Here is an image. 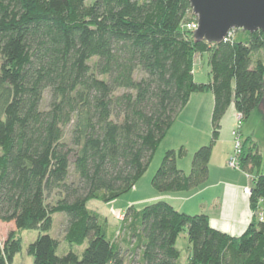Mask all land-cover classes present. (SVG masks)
<instances>
[{"label":"trees","instance_id":"trees-1","mask_svg":"<svg viewBox=\"0 0 264 264\" xmlns=\"http://www.w3.org/2000/svg\"><path fill=\"white\" fill-rule=\"evenodd\" d=\"M192 20L189 0H0V221L13 224L0 264H12L25 230L38 231L27 246L33 264H264L262 156L249 137L240 168L254 172L253 217L239 236L156 200L125 210L118 239L87 207L134 187L191 94L214 96L211 142L193 152L189 172L177 165L186 148L168 149L151 179L159 193L202 185L227 108L247 120L259 106L263 33L207 42L185 28ZM204 53L209 79L196 82ZM60 213L62 241L49 233Z\"/></svg>","mask_w":264,"mask_h":264},{"label":"crops","instance_id":"crops-1","mask_svg":"<svg viewBox=\"0 0 264 264\" xmlns=\"http://www.w3.org/2000/svg\"><path fill=\"white\" fill-rule=\"evenodd\" d=\"M207 56V53L195 55L193 75L196 82H207L209 79ZM203 63L207 65L206 78L205 81H198L195 79V74L197 72L195 66L196 64ZM213 104L214 96L210 91L191 94L187 104L178 113L172 126L167 131L163 139L171 135V131L174 129L173 127H189L190 129L197 130L198 123L203 121L206 124V127L210 122L211 127ZM227 111L228 112H226L225 116L222 117L220 123V128H224L227 132L224 136H218V140L224 143L225 146H221L219 150V157L216 161H214L212 160V157H214V145H212L209 171L206 181L196 188L182 192L157 194V191L154 192V190L150 189L152 195L148 197L150 200L148 203L154 202L156 200H165L179 211L188 214L204 213L208 215L212 227L226 232L232 236H239L245 231L253 217V211L249 204V196L245 195L243 190L246 187H252V178L254 176V172H246L241 168H232L227 165V160L233 151V142L231 137L228 136V133L230 130L231 135V129L235 127L237 114L233 104L227 108ZM256 113L254 111L249 119L253 117V114L256 115ZM249 119L243 120L240 130L241 137L242 139L249 137L250 140L256 144L257 149L262 156L260 172L264 173V129L259 135L257 127H253L254 125L249 124ZM249 125H251V127H249ZM197 140L198 141H196L194 147H192V150H196L197 147H200L204 144L200 139ZM187 144L188 143L185 141V138L180 137L178 142H176L172 148L176 149L180 146H184L186 148ZM190 154L192 156L193 153ZM182 161L183 158L178 159L177 165L181 169L185 170V167L182 165ZM138 185L139 180L132 189H137ZM258 212L262 214L264 221V202L259 203Z\"/></svg>","mask_w":264,"mask_h":264},{"label":"rangeland","instance_id":"rangeland-1","mask_svg":"<svg viewBox=\"0 0 264 264\" xmlns=\"http://www.w3.org/2000/svg\"><path fill=\"white\" fill-rule=\"evenodd\" d=\"M87 3H91L94 0H86ZM197 60V59H196ZM206 64H196L195 69H196V74H195V79L198 81H205L206 78ZM48 98V92L44 93V101ZM228 112L227 110L225 111L224 115ZM257 112V113H256ZM256 115H252L251 119H249V124L254 125L253 127H257L258 129V134L260 135L261 132L264 129V109L262 107H258L255 110ZM228 114V113H227ZM260 117V118H259ZM259 118V119H258ZM198 129L193 130L190 129L189 127L183 128V127H173L174 129L171 131V135L166 137L165 139L162 140V142L158 145L156 151L154 152V155L145 171L143 176L139 179V185L137 189H131L128 192L122 194L118 198L114 199L113 201H110L108 203H103L97 200H91L87 203V207L89 209H92L96 211L99 216H101V219L103 222L106 223L108 226L109 230H112L114 232V236L118 237V239L122 236V232L120 231L121 224L125 215V210L133 205L136 209H141L144 205H146L149 200V196L152 195L150 192V189L156 190L151 187V179L154 173L156 172L157 168L159 167L161 160L163 158L164 153L168 149H173L172 146L175 145L176 142H178V139L180 137H184L185 141H187L186 149L188 151L187 156L183 157V167H185V172H189L190 170V157L191 154L195 150H192V147H194L197 139H200L203 141V145L209 144L211 142V127H210V122L208 123V126L206 127V124L203 122L198 123ZM251 127V125H249ZM233 129V128H232ZM231 129V131H232ZM67 128L65 130L66 136L68 135ZM201 131V132H200ZM227 131L223 128H220L219 135H225ZM264 133V132H263ZM228 136L231 137L230 135V130L228 133ZM221 138V136H220ZM219 139V137H218ZM216 140L213 142L214 145V157H212V160L216 161L219 157V150L222 147L225 146L224 143H222L219 140ZM198 148V147H197ZM196 148V149H197ZM177 149V148H176ZM181 165V163H180ZM187 165V168H186ZM245 189V188H244ZM157 194H161L156 192ZM246 195V194H245ZM259 213L258 215H260ZM193 215V214H190ZM259 218V216H258ZM65 224V217L64 214H55L53 216V225L52 228L50 229L49 233L58 238L59 240L62 241L63 239V232H62V227ZM13 228L12 223H6V222H1L0 221V241H3L4 238L6 237L8 231ZM38 235V231L36 230H25L21 233L22 237V249L19 253H17L12 261V264H33V257L28 255L27 253V246L29 245L30 242H32ZM115 237V238H116ZM61 246L63 247V244L61 242ZM188 246V238L185 233V231H182L179 236L176 239V247L181 251L182 257L181 260L182 262L184 261L183 259L186 256V248ZM86 247V243L82 246H75L73 247V251H75L78 254H81V252L84 250ZM58 253L61 254L63 251L61 248H59Z\"/></svg>","mask_w":264,"mask_h":264},{"label":"water","instance_id":"water-1","mask_svg":"<svg viewBox=\"0 0 264 264\" xmlns=\"http://www.w3.org/2000/svg\"><path fill=\"white\" fill-rule=\"evenodd\" d=\"M189 3L197 20V28L193 30L196 39L221 42L230 29L260 30L264 36V0H189ZM258 107L264 109V90Z\"/></svg>","mask_w":264,"mask_h":264},{"label":"built area","instance_id":"built-area-1","mask_svg":"<svg viewBox=\"0 0 264 264\" xmlns=\"http://www.w3.org/2000/svg\"><path fill=\"white\" fill-rule=\"evenodd\" d=\"M185 28L190 30H195L197 28V20L196 21H189L185 24ZM237 29H230L223 40L230 39L234 36L235 31ZM243 124V117L241 113L236 114V124L235 127L231 131L232 135V142H233V151L232 154L229 156L227 160V165L232 168H240V156H241V149H242V137H241V127ZM243 193L246 195H250L251 188L246 187L243 190ZM262 214L259 215V219H262Z\"/></svg>","mask_w":264,"mask_h":264}]
</instances>
